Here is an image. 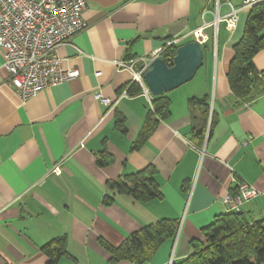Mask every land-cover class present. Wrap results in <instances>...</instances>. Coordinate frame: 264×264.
<instances>
[{
  "label": "crops",
  "instance_id": "crops-1",
  "mask_svg": "<svg viewBox=\"0 0 264 264\" xmlns=\"http://www.w3.org/2000/svg\"><path fill=\"white\" fill-rule=\"evenodd\" d=\"M85 2L87 28L58 48L77 79L23 103L0 50V264H50L43 247L57 238L66 250L57 264H135L111 263L104 244L119 247L162 219L177 221L178 232L144 264H177L231 211L224 199L237 195L240 183L259 195L239 213L250 224L264 220V93L237 100L228 78L251 8L242 0ZM231 8L239 11L235 26L227 21ZM182 37L181 44L205 48L204 65L166 94L169 116L145 136L154 102L120 64L139 69L142 58ZM254 64L264 73V49ZM97 94L114 104L105 106ZM192 99H205L209 112ZM147 169L155 172L159 199L142 202L110 188Z\"/></svg>",
  "mask_w": 264,
  "mask_h": 264
},
{
  "label": "trees",
  "instance_id": "trees-1",
  "mask_svg": "<svg viewBox=\"0 0 264 264\" xmlns=\"http://www.w3.org/2000/svg\"><path fill=\"white\" fill-rule=\"evenodd\" d=\"M181 45L163 49L161 58L165 59L169 66H172L177 48ZM202 48L204 52L205 48ZM262 49H264V2L251 8L243 39L234 46L236 56L230 64L228 78L237 100L250 102L264 93V73L259 72L254 64L255 55ZM191 101L204 105L207 113L209 112L210 106L205 99ZM170 103L167 95L155 98L154 111H150L143 135L148 136L160 121L169 116ZM201 133L195 132V136L202 137L203 140ZM100 162L101 165H105L106 160L102 157ZM110 188L118 194L129 195L142 202H150L161 197V190L152 169L123 175L117 182L111 184ZM112 201L113 196H107L105 203L111 204ZM178 226L175 220L162 219L136 232L119 247L104 244L111 253V263L124 260L135 264L149 262L166 241L176 237ZM203 234L205 242L193 241L191 255L177 264H264V220L250 224L240 213L228 212L218 216ZM54 245H57L58 249L54 248ZM43 251L50 257V264H57L66 254L65 240L57 238L45 245Z\"/></svg>",
  "mask_w": 264,
  "mask_h": 264
},
{
  "label": "built area",
  "instance_id": "built-area-1",
  "mask_svg": "<svg viewBox=\"0 0 264 264\" xmlns=\"http://www.w3.org/2000/svg\"><path fill=\"white\" fill-rule=\"evenodd\" d=\"M264 0H242L243 8H252ZM85 0H0V50L4 54L5 68L10 82L21 101L37 97L43 90L77 79L80 72L65 69L58 56V48L69 44L87 28L84 12ZM238 10L231 8L227 21L235 26ZM219 18L214 23L218 35ZM186 37L169 41L168 46L179 45ZM142 58L145 66L157 57ZM122 68L131 71L136 82L143 84L144 69L136 71L134 62L121 63ZM148 95V91L146 90ZM105 106L112 101L102 94L96 96ZM151 100V98H149ZM259 195L253 186L240 183L235 196L227 195L224 202L230 212H240L241 206Z\"/></svg>",
  "mask_w": 264,
  "mask_h": 264
},
{
  "label": "water",
  "instance_id": "water-1",
  "mask_svg": "<svg viewBox=\"0 0 264 264\" xmlns=\"http://www.w3.org/2000/svg\"><path fill=\"white\" fill-rule=\"evenodd\" d=\"M204 65V52L197 41L178 46L172 66L157 57L152 60L144 73V81L151 94L162 97L191 82Z\"/></svg>",
  "mask_w": 264,
  "mask_h": 264
},
{
  "label": "bare ground",
  "instance_id": "bare-ground-1",
  "mask_svg": "<svg viewBox=\"0 0 264 264\" xmlns=\"http://www.w3.org/2000/svg\"><path fill=\"white\" fill-rule=\"evenodd\" d=\"M80 34V33H79ZM130 63V62H129ZM135 63V62H134ZM146 68H147V66H145L144 65V63H142V65H141V67L139 68V69H135L136 71H139V70H142V69H144V72H143V84L145 85V88H146V90L148 91V95H147V97H148V99L149 98H151V100H149V102H150V104H153V102L155 101V98L156 97H154L152 94H151V92L149 91V89H148V87L146 86V84H145V81H144V73H145V70H146ZM131 72V71H130ZM131 74H132V72H131ZM132 76H133V74H132ZM133 81H134V83H138V82H136L135 80H134V78H133ZM98 95V94H97ZM96 95V96H97ZM107 99V98H106ZM110 100V99H109ZM100 101V100H99ZM101 102V101H100ZM102 103V102H101ZM103 104V103H102ZM114 103L112 102V105H113ZM111 105V106H112ZM108 107V106H107Z\"/></svg>",
  "mask_w": 264,
  "mask_h": 264
}]
</instances>
